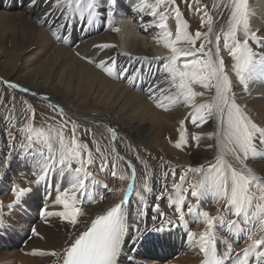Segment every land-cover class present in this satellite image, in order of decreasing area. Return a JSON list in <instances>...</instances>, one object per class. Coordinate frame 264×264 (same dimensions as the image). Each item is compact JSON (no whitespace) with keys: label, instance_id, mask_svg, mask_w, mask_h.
<instances>
[{"label":"bare ground","instance_id":"obj_1","mask_svg":"<svg viewBox=\"0 0 264 264\" xmlns=\"http://www.w3.org/2000/svg\"><path fill=\"white\" fill-rule=\"evenodd\" d=\"M154 1L143 0L146 5H155ZM54 3L55 0H50L49 3H46L45 0H37L35 7L28 8L21 7L22 0H0V88L6 84L4 81L28 88L30 91L27 93L21 92L19 88L15 90L18 94L32 100L46 101L52 105L58 103L69 116L78 121L82 128L91 129L98 139L99 136L107 138L115 147L117 156L112 152V155L105 157V160L115 161L116 176H110L106 180L101 178L108 187H104L98 197L79 196L76 207L81 210L78 217L80 222L73 227L57 216L44 218L40 215V208L43 207L49 212L63 210L62 206L55 204V199L68 186V178H64L61 184L59 176L55 180L50 178L47 186L41 184L45 185L43 189L37 188L33 182L35 180L34 167H30L20 160H15L11 169L6 172L5 169L0 168V205L3 206L0 211L4 216L5 227L2 231L4 236L11 237V229L18 228L16 223L23 225L22 229L25 232L26 228L30 230L35 228L39 234L26 233L25 239L20 238L15 241V248H10L5 243L2 244L0 240V264H56V257L33 255V252L61 253L67 246V242L84 231L92 219L120 203L128 183L133 184V192L127 207L130 231L126 237L124 253L135 250L136 254L132 264H197L203 254L187 243L186 233L191 231L198 234L204 230L205 226L200 222L201 218L198 217V214L188 215L186 213L185 222L180 227L169 229L165 223L163 233H157V236L152 239H148V237L155 233L150 231L153 225L152 217L157 215L155 205H159V212L164 214L165 221L178 219L174 208L170 206V198L174 196L175 191L172 187L173 176L169 174L165 180L164 173H170L175 169V183H180L179 178L184 175V188H188L190 183L198 182L201 175L198 174L195 177L194 172L189 169L206 165L216 157L217 149L208 147L210 144L214 145L215 138L209 139L207 136L208 132L217 130L216 122H211V126L206 127L203 132L193 126L191 122H187L182 128L180 120L185 118L189 109L184 106H172L168 110L158 108L148 98L145 90L141 93L136 92V88L133 86L134 81L112 80L101 68H97L95 63L89 62V59L110 61L109 66L115 63L121 67V71L140 66H144L146 70L150 67L152 71L159 68L163 61L155 58L167 56L169 50L164 48L163 43L159 40L160 29L148 27L153 23L151 8L145 7L144 11L137 12L133 9L134 6L139 5L140 0H117L115 14L111 21L106 16H99L97 17L99 22L93 21L91 25L94 24V26L91 28H89L91 25L86 22V19L81 20L79 13H76L68 22L75 26L68 25L70 31L66 35L55 27L56 21L61 20V13L67 11L66 5L61 4L52 10L50 15L45 16V13L50 12ZM227 3L228 0H220L218 4L220 7H216L211 16L213 40L217 33L214 31L215 24L225 14ZM247 11L250 28L256 31L257 35L264 36V0H247ZM201 17L206 19L205 16ZM167 27L172 32L174 39L175 19L170 21ZM190 27V33L194 34L196 30ZM83 28L88 30L85 38ZM113 28L118 31H113ZM50 29L56 31V36H53ZM78 35L81 37L80 43ZM73 36L76 37V40L68 45L66 41ZM98 44H109L115 47L101 50L94 47ZM253 47L255 46L253 45ZM220 48L238 103L245 109L253 122L264 126V80L250 82L248 92H244L243 87L231 71L233 62L228 51L223 48L222 43H220ZM85 57L89 59H85ZM121 71L119 75L114 76L120 78ZM128 84H131V87ZM141 88L140 86L139 89ZM197 90L202 89L197 86ZM33 92L37 95H32ZM170 94L172 93L166 95ZM45 96L50 99H44ZM209 98V94H206L202 98H197V103L205 102ZM164 103L167 105L169 102L165 100ZM6 117L9 119L6 120ZM12 117L14 120L11 119ZM21 118L14 110H3L0 107V150H3L5 154L9 151L7 135L9 124L16 125L11 131L14 136H17V128L23 127L26 122H29L25 118ZM108 127L116 129L118 132V138L114 142L106 131ZM181 132H183L187 143L181 148H176L175 143L179 140ZM194 133L202 137L198 142L192 139ZM65 140L70 142L69 138ZM105 144L104 146H106ZM42 147L45 154H48L47 147L44 145ZM53 147L58 149L57 141H53ZM107 150L110 149L104 148V152ZM91 152L93 153L92 150ZM56 154L58 156V151ZM85 155L87 154L85 153ZM137 156L141 158L140 161L136 159ZM119 157H124V160L121 161ZM129 159L135 165V177L132 176V170L126 166L125 161ZM228 159L232 160L233 158L228 157ZM245 163L258 175L264 177V147L260 148L256 158L246 160ZM93 168V165H90L89 171L101 177ZM145 172L151 177L149 184L153 191L146 194L144 201H140L136 193L143 191ZM121 175L126 179L121 180L119 178ZM20 178H30V184H33L21 188H32L33 191L22 197L16 204L17 206L9 209L8 205L14 201L11 190L14 185L20 182ZM42 191H44L43 196L41 195ZM159 194H163V196L160 200H156L155 197ZM189 199L192 203H196L195 199L190 197V193ZM7 202L10 203L5 204ZM22 206L30 210L36 220H31ZM201 207L203 210L209 211L212 216L217 215V209H220L227 219H234L222 204L214 203L211 198L203 202ZM166 210H169V215L165 214ZM159 222L160 218L158 217L156 223L159 224ZM146 228L149 231L144 233L143 241L134 243L135 236L140 235L137 229L143 231ZM168 230L170 232H167ZM252 230L257 232L258 238L260 233L257 228L254 226ZM225 238L229 243H232L234 253L244 249L252 242L247 239L246 233L234 231L226 233L218 230L219 252L224 250L223 239ZM139 243H141V247ZM185 243L186 245L183 246ZM162 249H174L175 253H171L172 256H169L168 252H165V258L164 253L161 252ZM158 252L163 255L161 256ZM151 256H156L154 262H152Z\"/></svg>","mask_w":264,"mask_h":264},{"label":"snow or ice","instance_id":"obj_2","mask_svg":"<svg viewBox=\"0 0 264 264\" xmlns=\"http://www.w3.org/2000/svg\"><path fill=\"white\" fill-rule=\"evenodd\" d=\"M45 2L49 3L50 0ZM172 2L174 4L175 0ZM36 3L37 0H22L21 7L33 8ZM116 3L117 0H55L52 9L45 13V16L50 15L51 11L61 4L66 5L67 11L61 13V20L56 21L55 24L56 28L63 31L76 13H79L81 20L86 19L88 24L99 16H106L111 21L115 14ZM162 3H167V0H156L155 5H146L143 0H140L139 5L134 6L133 10L141 12L145 7L151 8L153 23L148 27L160 29L159 40L163 43V47L169 50V54L155 58L163 61L156 71H152L150 67L146 70L144 66L131 70L124 69L122 78L135 81L143 77L147 81V87L144 90L158 108L168 110L172 106H184L189 109L185 118L180 120L182 128L187 122H191L203 132L206 127L211 126V122H216L217 130L208 132L207 136L209 139L215 138L214 145L210 144L208 147H215L217 155L215 162L189 169L191 172L199 173L201 179L190 183L188 188L183 187L184 175L180 176V183H175V169L170 173H164L165 180L169 174L173 176L172 187L175 191L174 196L170 198V206L174 208L178 219L165 221L164 214L159 212L157 204L155 205L157 215L152 217L153 225L150 231L163 233L165 223L169 229L178 228L184 224L186 213L188 215L196 213L205 226L204 230L198 234L189 231L186 233V238L190 246L204 255L202 264H264V177L258 175L245 163L246 160L256 158L260 148L264 147V126L253 122L237 101L226 61L221 54V34H216L215 40L212 39L213 20L208 12H204L207 20H201V27L206 26L207 31L197 30L192 34L188 24L182 19L179 7H173L172 11L175 13V38L173 39L172 32L168 30L166 24L168 16L157 11ZM227 6L231 8V13L227 30L222 33L223 48L228 51L233 62L231 71L243 87V91L248 92L250 82L264 80V36L257 35V32L250 28L247 0H231V4ZM112 30L118 31L115 28ZM52 34L56 36L57 33L52 31ZM94 47L102 50L115 46L98 44ZM85 59L89 58L85 57ZM89 62L95 63L96 67L101 68L106 75L113 74V67L109 66L110 61L89 59ZM4 83L12 89L19 88L21 92L30 91L10 81H4ZM197 86L202 90H197ZM167 93L172 94L166 95ZM206 94H209L210 98L205 102L197 103V98H202ZM32 95L37 94L33 92ZM44 99L50 98L45 96ZM165 100L169 102L167 105L164 103ZM51 106L63 120L61 130L45 132L26 122L23 127L17 128L18 135L14 136L11 129L16 125L10 123L7 131L9 151L5 154L3 150H0V168L5 169L6 172L11 169L15 160L34 167L33 182L37 188L42 183L47 186L50 178L55 180L59 176L61 183L64 178H68V186L55 199V204L62 206L63 210L49 212L46 208H41L40 215L44 218L57 216L75 227L80 222L78 217L81 210L76 207L79 196H87L90 186L99 183L88 170L89 166L95 163V157L87 144L78 142L77 132L80 130L78 121L69 116L58 103ZM11 119L14 120V117ZM31 119L32 116H25L26 121ZM68 125L71 126L70 142L65 140L63 131ZM90 131L91 129H85L86 134ZM106 131L113 142L117 140L116 129L108 127ZM201 138L195 133L192 135V139L197 142ZM53 141L58 142V149H54ZM185 143L187 140L181 132L175 147L181 148ZM42 145L47 147L48 154H45ZM96 151L100 152L99 147ZM111 151L116 152L115 147ZM228 157L233 159L229 160ZM119 159L123 161L124 157ZM136 159L141 160L139 156ZM125 163L135 177L136 168L133 162L129 159ZM116 167L115 161H108L101 157V171L109 169L111 174L116 176ZM119 178L126 179L123 175ZM150 179L149 174L145 172L143 191L136 193L140 201H144L146 194L153 191L149 184ZM104 187L108 186L105 184ZM11 191L14 201L8 205L9 209L14 208L21 198L29 195L33 189L14 186ZM132 191L133 184L129 183L127 192ZM189 193L196 203L191 202ZM162 196L163 194H159L155 198L160 200ZM209 198L214 203L222 204L234 219H227L220 209H217L215 216L203 210L201 205ZM128 204L127 193H125V199L111 207L105 214L92 219L90 226L68 241L61 253L34 251L33 255L54 256L56 264H121L120 258L124 253L126 237L130 231ZM2 207L0 205V209ZM158 217L159 224L156 223ZM254 226L260 233L258 238L257 232L252 230ZM4 227V216L0 211V229ZM218 230L226 233L233 231L246 233L247 239L252 242L240 253H234L232 243L225 238L223 239L224 250L218 253ZM137 231L140 235L135 236L134 243L143 241L144 233L149 229L146 228L143 231L137 229ZM32 234L39 235L35 228L32 229Z\"/></svg>","mask_w":264,"mask_h":264},{"label":"rangeland","instance_id":"obj_3","mask_svg":"<svg viewBox=\"0 0 264 264\" xmlns=\"http://www.w3.org/2000/svg\"><path fill=\"white\" fill-rule=\"evenodd\" d=\"M219 1L220 0H198V2H197V0H175V3L173 4L172 0H167V3H162L158 7V11L163 12L165 15L168 16V20L166 21V24H169L170 21L174 20V17H175V13L172 11V8L175 6H178L181 13H182V19L188 24L189 27L191 26L190 28H193L196 31L197 30L206 31L207 30L206 26L203 28L201 27V20H202L201 16H204L205 11L208 12L209 16H212L214 10L216 9V6L219 4ZM155 2H156V0L154 1V3ZM229 4H231V0H228L227 5H229ZM227 5H226L225 11H224L225 14H223L224 16L222 15L221 19L218 20V22L215 24V27H214V31L217 32L215 34H221L220 43H222V44H223L222 33H223V31L227 30L228 19H229L230 13H231V8L228 7ZM197 9H199V11H197ZM205 20H207V17ZM93 26H94V24L91 25L89 28H91ZM174 38H175V36H174ZM156 70H154V71H156ZM0 89H1V91H0V107L3 110H14L15 113H17L20 116V118L22 117L21 119H24L26 115L32 116V119L29 122L36 129H43L46 132H48L49 130H55V131L61 130V125L63 124V120L53 110V108L51 106L52 103H49L46 101L42 102L39 100L37 101V100H32L31 98H27L26 96L18 94L15 89L10 88L7 84H3ZM29 109H31V111H29ZM33 113H34V116H33ZM85 129H87V128L86 127L82 128V126L80 125V130L77 132L78 142L83 143V144H87L89 150L93 151V154L95 157V163L93 164V167H94L93 169L97 172L98 175H101V177H100V176H96L95 174H92L94 172L91 173L92 176L94 175L93 177L95 178V180L98 181L99 183L90 186L91 190L88 192L86 197L91 196V195L98 197L104 189L105 183L103 180H106L110 176H113L109 169H105L104 171H101V168H100L101 157L106 159L105 157L112 155L111 149L113 148V146L111 145L112 142H109V140L107 138H104V137L102 138L99 136V139H98V137H95L94 136L95 134H93V131H90L86 134ZM63 131H64L65 139L69 138L71 140V126L68 125L66 128L63 129ZM104 144L106 146H104ZM97 147H99L100 152L96 151ZM104 148H107L110 150H107L106 152H104ZM114 153L116 154L115 156H117V153L113 152V155H114ZM104 154H105V156H104ZM212 162H215V158L213 159ZM99 172H101L102 174ZM198 174L199 173L194 172L195 177H197ZM24 176H25V174H24ZM30 178H32V177L30 176ZM30 178H27V179L26 178L25 179L20 178V182H18L20 184H18L16 182L17 184L14 186H16V187L18 186V188L28 187L31 184H33V183L30 184V180H31ZM60 184H61V180H60ZM54 189H56V188H54ZM11 197H13V196H11ZM13 199L14 198H12V200ZM8 201H10V200H8ZM8 203H10V202H7L5 204H8ZM165 214L169 215L170 214L169 210H166ZM26 230L29 231L30 229L26 228ZM26 233H29V232H26ZM152 262H154V261L152 260Z\"/></svg>","mask_w":264,"mask_h":264}]
</instances>
